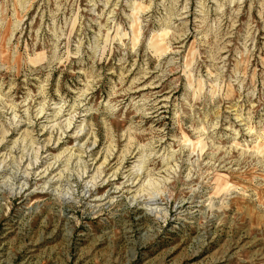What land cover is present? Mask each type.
<instances>
[{
  "label": "rangeland",
  "instance_id": "374dc122",
  "mask_svg": "<svg viewBox=\"0 0 264 264\" xmlns=\"http://www.w3.org/2000/svg\"><path fill=\"white\" fill-rule=\"evenodd\" d=\"M0 264H264V0H0Z\"/></svg>",
  "mask_w": 264,
  "mask_h": 264
},
{
  "label": "bare ground",
  "instance_id": "6f19581e",
  "mask_svg": "<svg viewBox=\"0 0 264 264\" xmlns=\"http://www.w3.org/2000/svg\"><path fill=\"white\" fill-rule=\"evenodd\" d=\"M132 179V178H131ZM133 184V183H132Z\"/></svg>",
  "mask_w": 264,
  "mask_h": 264
}]
</instances>
